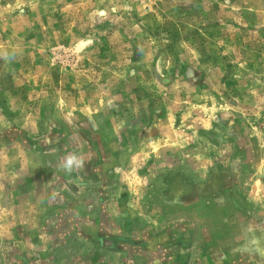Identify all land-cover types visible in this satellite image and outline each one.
I'll return each mask as SVG.
<instances>
[{
    "label": "rangeland",
    "instance_id": "rangeland-1",
    "mask_svg": "<svg viewBox=\"0 0 264 264\" xmlns=\"http://www.w3.org/2000/svg\"><path fill=\"white\" fill-rule=\"evenodd\" d=\"M92 151L149 213L258 176L264 0H0V237L44 164Z\"/></svg>",
    "mask_w": 264,
    "mask_h": 264
},
{
    "label": "crops",
    "instance_id": "crops-1",
    "mask_svg": "<svg viewBox=\"0 0 264 264\" xmlns=\"http://www.w3.org/2000/svg\"><path fill=\"white\" fill-rule=\"evenodd\" d=\"M91 155L92 165L75 167L60 157L43 165L55 179L42 166L38 185L29 181L17 222L0 237V264H264V166L258 176L221 172L229 180L191 185L149 213Z\"/></svg>",
    "mask_w": 264,
    "mask_h": 264
}]
</instances>
